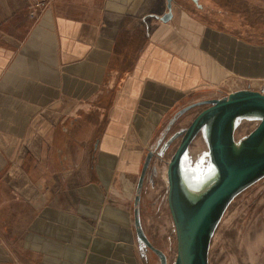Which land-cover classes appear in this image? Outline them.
Here are the masks:
<instances>
[{
  "label": "crops",
  "instance_id": "crops-1",
  "mask_svg": "<svg viewBox=\"0 0 264 264\" xmlns=\"http://www.w3.org/2000/svg\"><path fill=\"white\" fill-rule=\"evenodd\" d=\"M166 12L0 0V264H140L136 196L165 119L264 85V0Z\"/></svg>",
  "mask_w": 264,
  "mask_h": 264
},
{
  "label": "rangeland",
  "instance_id": "rangeland-1",
  "mask_svg": "<svg viewBox=\"0 0 264 264\" xmlns=\"http://www.w3.org/2000/svg\"><path fill=\"white\" fill-rule=\"evenodd\" d=\"M201 109L200 106L182 108L175 124L165 132L164 125L171 117L168 116L149 147L152 158H149L136 196L135 209L142 236L152 248L139 241L140 264H180L176 230L167 204L168 164ZM256 111L260 114L245 112L232 124L225 122L222 127L220 143H224L226 152L254 161L243 163L244 167H250L244 185L222 207H217L207 235L192 248L187 244L185 226L197 211V202L218 180V171L211 158L215 131L209 123L204 121L196 128L174 166L178 202L173 206L180 212L178 225L185 264H201L199 254L205 264H264V150L259 149L264 134L260 133L255 140H245L262 118V111ZM235 146L240 147L237 152ZM195 194L199 195L196 199L193 198Z\"/></svg>",
  "mask_w": 264,
  "mask_h": 264
},
{
  "label": "water",
  "instance_id": "water-1",
  "mask_svg": "<svg viewBox=\"0 0 264 264\" xmlns=\"http://www.w3.org/2000/svg\"><path fill=\"white\" fill-rule=\"evenodd\" d=\"M172 18V0H167V12L164 14V16L161 18V21L164 23H167ZM236 97V98H235ZM243 103L245 106L250 107L251 109H260L262 113L264 114V96L260 95L257 92H251L248 91L245 94H241L238 96L231 95L228 100L217 102L215 106L212 108L206 110L205 112L201 113L193 122L191 125L185 139L177 149L172 161L168 164V180L170 182V188H169V195H168V204L170 206V210L172 213V217L174 219V224L176 228V232L178 235V258L180 260V264H183L182 261V253L180 249V234H179V227L178 222L176 220L172 203H171V196H172V174L174 173V166L177 164L183 150L188 145L194 131L196 130V127L201 120L202 116L205 115L210 110L232 105V104H238ZM257 132L264 134V118L262 120V123L260 127L258 128ZM152 155V152L149 153V156ZM148 161H146L143 165L142 172H141V178L139 181V185L142 184L144 174L147 168ZM246 170V169H245ZM240 170V171H232L228 177H226L223 182L214 190L212 191L204 200L203 198H200V200L197 202L198 204L197 211L192 216V218L189 220L186 228L185 236L187 238V244L189 248H192L196 244V242L202 241V239L207 235L211 223H212V214L217 209L218 206L222 205L224 199H228L232 193L238 189L240 186V182L242 181L244 175L247 171ZM203 200V201H202ZM202 201V203H201ZM137 204V203H136ZM135 215V226H136V233L138 238L143 241L144 244H146L148 247L152 248L150 244L147 242V240L142 236V233L139 228V221L137 217V209L134 212ZM200 263L205 264L202 256L199 254Z\"/></svg>",
  "mask_w": 264,
  "mask_h": 264
},
{
  "label": "flooded vegetation",
  "instance_id": "flooded-vegetation-1",
  "mask_svg": "<svg viewBox=\"0 0 264 264\" xmlns=\"http://www.w3.org/2000/svg\"><path fill=\"white\" fill-rule=\"evenodd\" d=\"M226 100H228V99H226ZM222 101H225V100H222ZM222 101H220V102H222ZM216 104H217V102L207 103V104H198V106H200L202 109L195 116V118L191 122V125L193 124V122L195 121V119L201 113H203L206 110L212 108ZM251 110H253V109H251L248 106H245L243 103L222 106V107H219V108L210 110L205 115H203L202 118H201V120L199 121L197 127H199L201 125V123H203L204 121H206L207 123H209L210 127L215 131V133H214L215 136H214L213 145H212V150L213 151L211 152V158H212V161L214 163V166L216 167V169L218 171V180H217L216 184L213 186V188H211L207 192V194L203 197V200L212 191H214L223 182V180L226 177H228V175L232 171H240V170H245V169H246L245 171H247L246 174L244 175L242 181L240 182V186L238 187V189H236L232 193V195L244 185V180L247 177V174L249 173L248 172L249 171L248 169L250 167H246V166L244 167V164L243 163H247V162L253 163L254 160H249L248 158H245L243 156L242 157H238V156L235 155L234 152H232L230 154L227 153L226 150H225V145H223L224 143H220V141L223 140V130H222V127L225 124V122H228V124H231V122H232V120L234 118H236V117L244 114L245 112L248 113ZM263 118H264V114L262 115V118H261L260 122L257 124L256 128L253 130V132H251V133L248 134V137L245 140H247V139L255 140V138L260 134L259 132H257V130L260 127ZM175 119H177V116L175 117ZM174 124L175 123H173L172 125H174ZM172 125L170 126V128L172 127ZM191 125L189 126V128L187 130V133H188ZM186 135L187 134H185V136L183 135V138L181 140V143L185 139ZM181 143H180V145H181ZM179 146H178V148H179ZM239 148L240 147H236L235 146L234 147V150L236 149L235 151L237 152L239 150ZM260 164H262V163L260 162ZM173 176L174 175L172 174V196H171V203H172V208H173V211H174L176 220L178 222V220L180 219L179 218V216H180L179 208L175 211V207L173 206V203H176L177 204V202H178L177 201V198H176V195H175V190H174V180H173ZM169 188H170V182H169V187H168V195H169ZM226 200L227 199H224V201H223L222 205H220V207H222L225 204ZM202 201H201V203H202ZM167 204H168V196H167ZM198 204H200V202ZM168 208H169V211H170V215L172 217V213H171L169 204H168ZM172 220H173V223H174L173 217H172ZM174 226H175V224H174ZM178 227H179V225H178ZM175 230H176V228H175ZM179 234H180V243H181L182 242V235H181L180 231H179ZM176 243H177V254H178V235H177V232H176ZM180 249H181V245H180ZM182 261H183V264H185L184 263V260H183V257H182Z\"/></svg>",
  "mask_w": 264,
  "mask_h": 264
},
{
  "label": "built area",
  "instance_id": "built-area-1",
  "mask_svg": "<svg viewBox=\"0 0 264 264\" xmlns=\"http://www.w3.org/2000/svg\"><path fill=\"white\" fill-rule=\"evenodd\" d=\"M44 9V5L40 4V11ZM39 17V13L38 12H31L29 14V17L27 19L28 22L30 21H36ZM247 90L248 91H257V93H259L260 95L264 96V85H260L256 88H253V86L250 84L247 86Z\"/></svg>",
  "mask_w": 264,
  "mask_h": 264
},
{
  "label": "bare ground",
  "instance_id": "bare-ground-1",
  "mask_svg": "<svg viewBox=\"0 0 264 264\" xmlns=\"http://www.w3.org/2000/svg\"><path fill=\"white\" fill-rule=\"evenodd\" d=\"M263 140H264V135H263V138H262L261 145H260V147H259V149H260V150H264V144H263ZM235 150H236V149H235ZM203 183H204V182H203ZM199 192H200V191H199ZM197 197H199V195H198V194H197V195H196V194H195V195H193V198H195V199H196ZM191 198H192V197H191ZM198 199H199V198H198ZM198 199H197V200H198ZM193 200H194V199H193ZM193 200H192V201H193Z\"/></svg>",
  "mask_w": 264,
  "mask_h": 264
}]
</instances>
